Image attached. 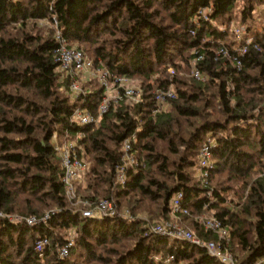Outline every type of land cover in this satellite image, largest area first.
<instances>
[{"label":"trees","instance_id":"obj_1","mask_svg":"<svg viewBox=\"0 0 264 264\" xmlns=\"http://www.w3.org/2000/svg\"><path fill=\"white\" fill-rule=\"evenodd\" d=\"M258 7L264 11V0H0V210L36 215L58 209L35 225L0 217V264H222L204 247L146 236L140 219L83 216L65 197L53 146L76 134L89 161L85 186L76 183L83 199L98 204L113 197L118 210L135 213L139 207L124 203L137 194L158 203L167 221L180 194L190 214L214 213L229 232L227 250L242 264L264 259V22ZM52 11L69 45L102 69L137 78L138 101L116 104L99 126L70 121L76 108L97 114L104 88L94 79L71 99L69 75L57 69L54 28L40 24H53ZM237 20L253 39L242 57L232 31ZM222 47L230 51L226 58L218 56ZM193 65L206 81L191 76ZM163 89L177 98L154 115L155 92ZM180 119L190 128L177 139ZM209 138L216 140L215 168L205 187L195 173ZM128 139L139 166L126 169L122 184L117 175ZM159 143L178 160L171 162ZM70 229L76 236L61 258L58 247ZM38 236L50 240L39 252ZM199 237L219 241L204 230ZM122 241L132 246L120 249Z\"/></svg>","mask_w":264,"mask_h":264},{"label":"built area","instance_id":"obj_2","mask_svg":"<svg viewBox=\"0 0 264 264\" xmlns=\"http://www.w3.org/2000/svg\"><path fill=\"white\" fill-rule=\"evenodd\" d=\"M51 9V8H50ZM206 11L203 9L200 14H204ZM53 25L55 27L54 38L57 41L56 57L58 62V70L69 75V89L70 97L74 99L79 96L84 90L80 87V82L83 78L85 80L97 79L101 86H103V94L100 98L99 107L97 114H93L88 108H76L71 114L70 121L83 126L86 124H92L99 126L102 116L107 114L116 104L120 103L124 99L137 101L140 99L142 90L129 86L128 78L117 76L111 73L109 70L102 69L96 66L94 61L87 55L84 54L82 49L75 46L69 45L66 38L62 36L55 21V13L52 11ZM239 28L233 27V32L236 34V38L240 44L239 48L235 49L239 56H245L248 52V47L252 43V38H245L244 32ZM230 55V51L227 48L222 47L219 51L218 56L226 58ZM237 66L241 67V62H237ZM193 77L197 80L204 82L207 78L205 74L201 72L198 67H195ZM177 98L176 93L172 89L157 90L155 92L154 101H156L155 109L153 114H161L165 111L167 104ZM216 143L215 139L209 138L201 146L198 168L199 178L201 183L207 185L209 177L214 171L215 163L213 161V148ZM54 149L59 156L60 165L63 169L62 183L66 197L69 194L74 193V184L81 178L82 173L85 171L86 162L85 157L80 154L77 148V144L74 141H69L62 147L58 143H53ZM123 150V165L118 170L117 180L125 184L126 182V169L128 166H124V162L134 163L133 167L139 166L138 161L135 160L134 154L132 153V140L128 139L122 146ZM184 196L178 194L171 203V212L174 215L189 214L188 209L184 207ZM83 216H94L95 218L103 217H117L115 206L113 202L109 200L102 201L95 209H86L82 211ZM49 214L36 218L35 216H28L17 218L18 221H25L28 225H35L38 223H45L48 219ZM204 227L207 232L217 234L219 241L216 242H204L201 238H197L192 232L186 228H181L179 225L167 222L156 224L151 227H147L148 234H154L173 240L188 242L198 247H204L208 250L209 255L215 259H219L222 264H242L233 253L227 250V246L230 243V235L228 230L222 226L221 221L218 218H213L209 221L204 222ZM49 238L47 236H38L34 242V249L43 251L45 247L49 245ZM73 244V237L65 239V241L58 247V255L61 258L68 256L70 248ZM169 262L173 261V256L169 255ZM252 264H264V259L258 260Z\"/></svg>","mask_w":264,"mask_h":264},{"label":"rangeland","instance_id":"obj_3","mask_svg":"<svg viewBox=\"0 0 264 264\" xmlns=\"http://www.w3.org/2000/svg\"><path fill=\"white\" fill-rule=\"evenodd\" d=\"M257 11H258V14L259 15H262V17H263V18L261 17L260 20H259V24H262L264 22V20H263L264 19V11H263V8L262 7H258ZM40 24H42V25H48L51 28L53 27L54 28V32H55L54 25L53 24L51 25L48 22V20H42L40 22ZM233 27L239 28V29L242 28L241 31L244 32V34L246 32L245 31V27L243 25L240 26V20L234 21V23L232 25V31H233ZM245 36H246V34H245ZM194 69H195V65H193V70H192L191 76L193 75ZM93 80L94 79L91 80V77H90V80H88V79L85 80V78H83L82 81L80 82V83H83V86L81 85L82 87L81 86L80 87L83 90L87 89L86 87H88V82L90 81V84H91V82ZM127 84L129 86H134V87H137V88L141 89L140 85H138V82H137V78L136 77H132L131 79H128V83ZM132 101H137V100L136 99H133ZM169 106H170V103L167 104V106L165 108V111L168 110ZM189 128H190L189 124L186 121H182L181 120L180 127H178V129H176V132L179 133V136H178L177 139H181L183 137L186 138L187 135H188L187 133L189 132L188 131ZM75 137L77 139V137H79V136L76 134ZM76 139L63 140L61 143H59L55 139L53 141V143H56V144L58 143V145L60 147H62L63 145H65L69 141L76 142ZM158 146H159L158 148H160V150H161V152L163 154L166 153L167 155H169L171 162H176L178 160V155H176V154L173 155L167 149L166 144L160 145V143H159ZM182 150H183V148L181 147V150L180 151H182ZM199 154H200V152H199ZM134 158H135L136 161H138V159L136 158L135 155H134ZM85 162H86V167H85L86 168L85 171H86L88 169V166H89V161H88V159H87L86 156H85ZM139 162L141 163V161H139ZM133 164L134 163L124 162V166H128L129 168H133ZM134 167H136V165ZM84 172L82 173L80 180L78 182H76V183L81 184L82 187L85 186V181L83 180ZM199 173H200L199 170H197L196 173H195V178L200 181V179H198L199 178ZM117 181L120 182L119 180H117ZM209 181H210V179H209ZM200 182H202V181H200ZM76 183L74 184V193H73V195L72 194H69V197H66V194L65 193L64 194H65V197H66L67 201H70L73 206H76V207L79 206L78 209H82L81 210V213H82V211H85L86 209H93V208L95 209L102 201L109 200L110 199L113 202L114 206H115V211L117 213V217L121 216V217H124V218L129 219V220H132V221H134L135 219H140L141 221H144L145 222L146 227H151L153 225L161 224V223L172 222V223H175V224L179 225L181 228L188 229L190 232H192L199 239H200L199 236H200V232L201 231L204 230L205 232H207L206 231V228L204 227V222L209 221V220H211V219L214 218V213L213 212L203 211L202 213H199V214H196V215L195 214L194 215L193 214H190V212H189V214H183V215H174V214H172L170 220H167L166 221V220L161 219L160 216L157 213V207L156 206H157L158 203H155L151 199L148 200V199H145L143 197L141 198L137 194H136L135 197H132V199H133L132 200V203H129V200H126L125 203H124L125 205L127 203L129 206L134 205V206L139 207L138 210L135 211V213H133L132 211L128 210V208H125V207H123L122 209H119L118 210L117 201L113 197H110V198H102V200L98 204H91L89 202V200L83 199L80 196V194L77 193V189H76L77 188V185H76ZM201 184L203 186H205V187L210 186L209 185L210 182H208L207 185H204L203 183H201ZM82 187L80 188V192L83 191V188ZM85 205H87L89 207L83 209V207ZM54 210H58V209H56L55 206H53V207L51 206L50 208H46L44 210H41L36 215L35 214H26L24 212H21L20 213V212H16V211L15 212H12V213H6L5 214L4 211L0 210V217L1 218H5V219L8 218V219H10L12 221H14V220H17L18 221L17 218H22V217L35 216L36 218H38V217L40 218V217H43V216H45L47 214L50 215L51 213H54ZM155 210H156V213H155ZM196 222L200 223L198 230H195V227H194V225L196 224ZM75 236H76V233L74 232V230L73 229H70L68 231L67 237L65 239H67V238L69 239L70 237H73V242H74V237ZM146 236H149V234L146 233ZM49 242H50V240H49ZM131 244H132V242H130V241H122V243L119 245V248L120 249L121 248L122 249L129 248V247L132 246Z\"/></svg>","mask_w":264,"mask_h":264}]
</instances>
